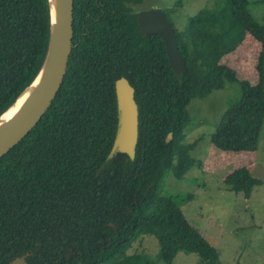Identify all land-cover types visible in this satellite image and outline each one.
Listing matches in <instances>:
<instances>
[{"label":"trees","instance_id":"obj_1","mask_svg":"<svg viewBox=\"0 0 264 264\" xmlns=\"http://www.w3.org/2000/svg\"><path fill=\"white\" fill-rule=\"evenodd\" d=\"M142 1L73 0V19L87 32L82 44L94 46L93 62L79 68L71 64L77 51L69 54L50 107L0 158V264L27 253L26 264H172L178 252L219 264L215 248L182 213L192 195L171 194L166 177L180 180L200 165L191 155L195 143L184 142L187 107L226 84H238L241 96L221 115L210 144L221 152L257 150L264 122V16L257 22L247 0H207L182 30L174 28L186 66L176 78L160 37H143L124 6ZM246 33L261 48L254 85L238 81L223 63ZM47 39L46 0H0V115L38 72ZM120 77L134 89L137 143L133 160L124 154L106 160ZM223 181L245 198L260 184L243 168ZM143 236L157 240V253L128 254Z\"/></svg>","mask_w":264,"mask_h":264},{"label":"rangeland","instance_id":"obj_2","mask_svg":"<svg viewBox=\"0 0 264 264\" xmlns=\"http://www.w3.org/2000/svg\"><path fill=\"white\" fill-rule=\"evenodd\" d=\"M143 8L158 7L176 30H182L207 0H144ZM250 15L259 23L264 16V0H247ZM259 44L245 34L223 63L236 74L238 81L254 85ZM238 84H226L204 99H194L187 107L191 123L186 129L185 144L195 143L192 157L199 162L180 180L166 177L171 194L192 195L181 210L191 226L215 248L219 264H264V122L255 152H221L210 144V137L230 103L240 98ZM197 165V164H196ZM247 170L260 184L249 198L227 190L224 178L238 169ZM158 251L153 236H143L128 254L143 252L153 257ZM172 264H200L196 254L178 252Z\"/></svg>","mask_w":264,"mask_h":264},{"label":"water","instance_id":"obj_3","mask_svg":"<svg viewBox=\"0 0 264 264\" xmlns=\"http://www.w3.org/2000/svg\"><path fill=\"white\" fill-rule=\"evenodd\" d=\"M48 39L41 66L32 81L0 115V158L16 146L37 125L54 100L66 74L71 51L73 0H46ZM136 23L146 37L158 35L163 43L169 67L179 78L186 66L178 50L174 26L159 9L140 13ZM117 125L106 160L124 154L133 160L138 135V109L133 89L125 78L114 82ZM171 139L168 134L166 140ZM31 253L13 259L9 264H25Z\"/></svg>","mask_w":264,"mask_h":264},{"label":"flooded vegetation","instance_id":"obj_4","mask_svg":"<svg viewBox=\"0 0 264 264\" xmlns=\"http://www.w3.org/2000/svg\"><path fill=\"white\" fill-rule=\"evenodd\" d=\"M144 2H145L144 0L141 3L124 2V6L126 8L129 7L130 12L135 14V24L138 28V31H139V27L136 23L137 16L140 13L148 12V11L152 10L153 8H158L156 6L143 8L142 5L144 4ZM96 3H99V1H96ZM99 4L103 5L102 2H100ZM72 17H73V9H72ZM80 25H82V26H80ZM84 29H85V26L83 25L81 20H78L77 18L75 20L74 19L72 20V38H71V51H70V53H73L74 50H76L77 52H76V55L74 56V58L72 55L71 64L73 66L78 65L79 68H87L93 62L92 54L94 51V46L92 48H89V47H86L84 44H82L83 37H85L87 34V32L83 31ZM109 43H110V40H107V45H106V47H104V50L107 51V56H110L111 53L114 52V48L111 47V45ZM103 56H105V54ZM71 59H70V61H71ZM68 65H69V62H68ZM120 78H124V77H120ZM133 95H134V89H133ZM19 257H22V256H18L16 258H19Z\"/></svg>","mask_w":264,"mask_h":264},{"label":"clouds","instance_id":"obj_5","mask_svg":"<svg viewBox=\"0 0 264 264\" xmlns=\"http://www.w3.org/2000/svg\"><path fill=\"white\" fill-rule=\"evenodd\" d=\"M153 9H158V8H153ZM159 10H160V9H159ZM160 11H161V10H160ZM162 12H163V11H162ZM163 13H164V12H163ZM166 18H167V17H166ZM138 27H139V26H138ZM139 31H140V30H139ZM68 59H69V58H68ZM67 66H68V64H67ZM66 71H67V70H66ZM65 75H66V74H65ZM126 81H127V80H126ZM127 82H128V81H127ZM128 84H129V83H128ZM130 87H131V86H130ZM131 88H132V87H131ZM132 89H133V88H132ZM133 99H134V95H133ZM136 106H137V105H136ZM137 109H138V108H137ZM128 159H129V158H128ZM24 255H25V254H24ZM22 256H23V255H22ZM27 257H28V256H27ZM27 257H26V258H27ZM26 258H25V260H26ZM11 261H12V260H11ZM11 261H10V262H11ZM10 262H9V263H10ZM25 264H26V261H25Z\"/></svg>","mask_w":264,"mask_h":264}]
</instances>
